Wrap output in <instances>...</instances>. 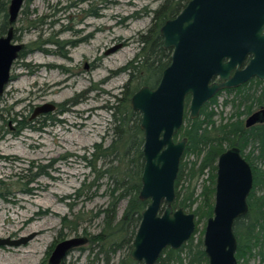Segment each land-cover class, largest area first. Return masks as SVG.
<instances>
[{"label":"rangeland","instance_id":"1","mask_svg":"<svg viewBox=\"0 0 264 264\" xmlns=\"http://www.w3.org/2000/svg\"><path fill=\"white\" fill-rule=\"evenodd\" d=\"M161 4L25 0L15 29L17 41L30 51L15 63L12 81L0 97V240L36 237L25 246H0V264H48L59 242L89 240L103 230L114 184L104 174L95 146H111L119 101L127 91L138 92L147 80L146 64L155 60L151 45L164 25L153 14ZM54 82L56 87L62 82L67 86L47 91ZM233 98L219 96L214 107L217 127L236 121ZM44 105L55 110L33 118ZM202 186L201 181L198 193ZM128 202L118 203L117 220ZM205 225H200L196 241L203 239ZM92 247L88 242L62 264H104L102 258L95 260ZM125 256L119 252L110 264H119ZM239 264H264V247Z\"/></svg>","mask_w":264,"mask_h":264},{"label":"water","instance_id":"2","mask_svg":"<svg viewBox=\"0 0 264 264\" xmlns=\"http://www.w3.org/2000/svg\"><path fill=\"white\" fill-rule=\"evenodd\" d=\"M24 3L11 1L10 28L0 37V97L26 46L15 40ZM160 36L163 49L172 51L171 62L159 84L154 89L142 87L130 103L141 115L144 170L139 199L148 205L129 257L144 264H157L166 249H181L196 232V215L174 208L175 184L187 147V139L176 141V137L184 126L187 106L194 120L219 93L238 89L254 78L264 82V0H191L175 19L164 23ZM54 110L53 105L38 107L33 118ZM263 122L261 110L248 119L247 126ZM253 188V170L240 149L226 150L218 159L213 216L204 230L208 264H239L234 226L249 213ZM35 237L0 240V246H25ZM88 242L86 237L59 242L48 264H62Z\"/></svg>","mask_w":264,"mask_h":264},{"label":"trees","instance_id":"3","mask_svg":"<svg viewBox=\"0 0 264 264\" xmlns=\"http://www.w3.org/2000/svg\"><path fill=\"white\" fill-rule=\"evenodd\" d=\"M12 0H0V37L7 34L9 25L8 9ZM191 0H162L161 6L153 12L155 21L162 26L165 22L175 19ZM15 29V40L17 37ZM144 42V39L142 38ZM29 47L21 52L23 58L29 52ZM150 55L155 60L146 64L147 80L144 86L155 88L162 77L163 71L171 62V50L163 49V39L159 34L154 38ZM138 56L135 61L140 58ZM143 86V87H144ZM223 93L234 95L231 103L237 107L233 115L236 121H229L216 126L217 115L214 107ZM127 95V96H126ZM134 92L127 91L125 100H120V107L113 115V143L108 148L96 145V154L100 156L106 170L104 174L113 182L112 202L104 213V228L100 234L90 236L89 244L96 261L102 258L104 264H110L119 252H125L119 264H144L134 262L129 257L131 246L139 228L142 212L148 202L139 199L141 179L144 170L143 132L140 129L141 115L134 112L129 103ZM128 103V104H127ZM227 104V103H226ZM129 105V106H128ZM264 107V82L256 78L238 89L225 90L206 103L197 119H190L189 113L176 141L187 139V147L180 164L176 180L175 209H184L196 215V232L193 238L181 249L175 251L166 249L157 264H208L203 239L196 241L200 225L213 216L215 201V183L219 157L228 149L238 147L242 154L252 146L251 156L255 157L252 165L254 188L248 199L249 213L236 221L234 233L238 248L236 258L241 263L246 257L253 256V250L264 247V125L257 129L246 131L241 116L250 115L254 109ZM256 153V154H255ZM193 159V160H192ZM260 165V166H259ZM207 179H204L205 176ZM203 182L198 193L200 182ZM117 194V196H116ZM129 198L123 216L117 220L118 203ZM101 211H99V214ZM98 214V215H99ZM204 233V231H202ZM83 250V249H81ZM96 251V252H95Z\"/></svg>","mask_w":264,"mask_h":264},{"label":"flooded vegetation","instance_id":"4","mask_svg":"<svg viewBox=\"0 0 264 264\" xmlns=\"http://www.w3.org/2000/svg\"><path fill=\"white\" fill-rule=\"evenodd\" d=\"M246 63H248V60H247V62ZM249 83V82H248ZM247 84V83H246ZM261 110H264V107H262V108H257L256 110L254 109L253 110V112L250 114V115H246L247 116V119H246V121L244 122L243 121V126H244V128H245V130L246 131H248V130H253V129H257V128H259L260 126H263L264 125V122L263 123H256V124H254V125H252V126H247V121H248V119L251 117V116H253L254 114H256V113H258V112H260ZM186 114H188L187 112H186ZM250 147V146H249ZM249 147H248V149H249ZM247 149V150H248ZM247 150L245 151V154L243 155V157L246 159V161L250 164V166H251V168H252V165H251V163L253 164V162H254V160H253V157L254 156H251L250 157V159H249V161L247 160V156L249 155L250 156V153H251V151L253 150L252 148L250 149V151H248L247 152ZM242 153V152H241ZM256 154V153H255ZM255 158V157H254ZM253 178H254V175H253ZM246 217V216H245ZM244 218V217H243ZM241 219V218H240ZM239 220V219H238ZM135 262V261H134Z\"/></svg>","mask_w":264,"mask_h":264},{"label":"bare ground","instance_id":"5","mask_svg":"<svg viewBox=\"0 0 264 264\" xmlns=\"http://www.w3.org/2000/svg\"><path fill=\"white\" fill-rule=\"evenodd\" d=\"M57 83L58 82H54V83L50 84L47 91L55 92V91L62 90L64 88H66V86H67V84H65V82H62V83H60L59 87H56L58 85Z\"/></svg>","mask_w":264,"mask_h":264}]
</instances>
